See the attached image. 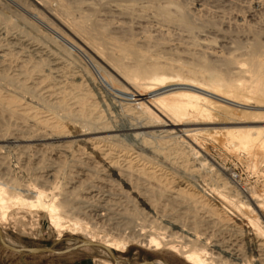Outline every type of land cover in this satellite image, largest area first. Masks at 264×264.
<instances>
[{"label":"bare ground","instance_id":"6f19581e","mask_svg":"<svg viewBox=\"0 0 264 264\" xmlns=\"http://www.w3.org/2000/svg\"><path fill=\"white\" fill-rule=\"evenodd\" d=\"M12 1L43 23L45 30L32 26L40 38H59L80 53L82 68L71 70L57 54L43 57L40 46L20 42L38 56L34 61L33 54L22 58L33 61L32 71L26 70L39 77L31 86L8 88L6 83V88L1 83L8 78L2 74L7 64H1L0 243L26 247L6 233L5 225L18 221L15 214L20 211L32 216L41 212L57 240L64 232L83 235L68 238L62 248L76 246L73 250L43 253L98 250L104 257L100 264H123L115 252H126L133 243L179 256L187 264H264V196L241 185L200 142L211 137L249 170L264 168V125L256 124L264 122V40L253 38L240 47L246 48V58L239 56L244 61L236 54L218 61L210 53L196 56L188 50L183 58L167 47L168 36L147 35L139 43L129 27L110 31V21L95 17L94 2L86 10L85 0ZM176 7V18L187 24L186 9ZM160 10L162 19L171 22L170 10ZM9 54L2 49L0 63ZM44 66L46 74L41 73ZM12 73L18 77L21 71ZM22 92L34 93L49 110L21 99ZM105 97L108 107L111 103L126 116L124 125L104 120L100 99ZM177 157H193L219 179L210 190L213 197L182 181ZM140 179L153 184H141ZM137 215L152 227L161 218L164 231L133 228L114 235L97 230L103 223L129 225ZM80 240L88 243L80 245ZM151 264L169 263L156 259Z\"/></svg>","mask_w":264,"mask_h":264},{"label":"rangeland","instance_id":"374dc122","mask_svg":"<svg viewBox=\"0 0 264 264\" xmlns=\"http://www.w3.org/2000/svg\"><path fill=\"white\" fill-rule=\"evenodd\" d=\"M6 1H9L10 3ZM93 2L96 6L93 4ZM0 3H1L0 4V17H1L0 18V49L1 50L8 49V51L12 54V55L9 54L5 59H2V62L0 63V68H2V65L4 66L6 64H7L6 66L10 67L9 69V67L4 66L3 67L4 72L3 71H2L3 73L0 72L4 76L8 77L5 83L4 81L1 83L3 87L7 86L6 83H10L7 86L8 88H11V86L15 84V86L12 87V88H15L19 83H24L26 86L29 83V86H31L32 85L31 83L37 82L39 73H37L36 71H33V73L29 71L30 69L32 71V65L30 63H32L34 59L36 60V57L38 56L35 55V53L31 51V49L27 50V48L26 49L23 48L24 45H22L21 43L26 44V43L31 42V44L33 45L40 46L43 52L45 51L44 52L45 55L43 54L44 55L43 57H46V55H50V54L51 55L57 54L58 56L62 57V60L66 66H68L69 68L71 67L70 68L71 70L75 69L74 71H77L82 68V55L80 53H77V51H75L74 49L70 47H69L70 49L67 48L68 45L60 41L59 38H54V39L50 38L51 40H49V38L48 39L42 38V37L40 38V36L37 35L36 33L38 32L37 29H40L42 27L41 29L45 30L44 25L43 23H40L41 21L38 18L36 17L33 18L32 15L26 9H24L23 6L19 5L18 3L12 0H1ZM84 3H83V8L85 6L84 9L86 10L88 8H92V6L94 5L93 7L96 8V11L98 10L97 11L98 13L96 12L95 17L99 21L101 22L110 21L109 22L110 29H111V25H112V28H114V29H111L110 31L115 30L114 32L118 33L120 31H123L125 28L129 27L132 30V34L136 36L135 39L139 41V43L143 42V39L147 35H151L152 37L154 36L153 38L155 39L162 38L163 36H164L163 38H166L168 36L169 37V38L167 37L168 41L167 42L165 41L167 47L168 48L170 47L171 49L173 48L172 51H177V50L180 51L183 58H185L186 55L189 53V52L186 53L188 50L194 55L196 54V56H198L199 53H203V51L208 54L210 53V55L212 54L210 56L211 59L218 60V61L221 60L223 56L230 57V54H233L231 55V57L235 56L236 54L238 57L240 56L241 58L245 59L246 55L244 56L243 53L246 52L245 51L246 48L242 49L240 47L243 46L244 48L245 47L244 44L246 45L249 42H252L253 38H261L262 40H264V34H263L264 33V0H224V1L223 0H199V1L198 0H85ZM176 3L184 6V8L186 9V13L188 17L187 24L189 23L192 26L191 29H188L186 22L178 21L179 19H177L178 13L176 12L177 11ZM159 8L160 9L167 8V11L170 10L169 15L171 16V22H167L162 19V15H161L162 13L160 12L161 10ZM6 17L7 19L9 18V21L11 20V23L8 21V23H10L11 26H9L8 23L6 22L7 20ZM33 23L35 27L36 26L37 27L39 26V27L38 28L36 27L37 29L36 28L33 29L34 27ZM22 32L23 33L25 32L26 34L23 35ZM145 32H148V33H145ZM1 33L5 39L1 36ZM27 36H29V38H27ZM42 42L44 45H42ZM239 42H241V44ZM5 43L8 45H6ZM50 49L56 53H54ZM65 50H67L68 53L65 52ZM72 50H74V52H71ZM184 51L186 54L184 53ZM23 53L25 55H23ZM31 54L34 55L33 61H31L32 60L31 59L30 63L29 62L25 63L23 61L24 58L22 57H27V56L29 57V55ZM66 56L67 57L70 56L71 58H67ZM13 57H16V58H13ZM27 58L24 60H27ZM14 59H17V60L15 61ZM244 59H241V60L244 61ZM46 67L47 66H44L42 68V70L46 69L45 71L41 72L42 74H46L45 72H48V68ZM5 68H6V72H5ZM17 68H19V70L21 71L22 76L20 74V76L17 77L16 75H14V73H12ZM26 69L27 70L29 69V71H27ZM23 71L25 74L23 73ZM10 74L11 76H8ZM17 79L18 80L21 79V80L17 81ZM6 88H4V90ZM18 96L19 97L21 96V99L34 104L35 106L34 105L33 106L36 107L38 110H43V111L49 110V109L47 110V105L45 104V102H43V100L40 101L39 98L36 95H34V93H31L30 95V93L22 92L21 95L19 94ZM28 97L29 98L32 97V98L29 99ZM100 101H101L100 109L102 111L105 110L104 111L105 121L115 123L117 127H119L122 124L124 125L126 123L125 121L127 120L126 116H124L123 114L120 115L121 113L118 108H116L111 103L109 107H108V104H105V103L110 102L109 97L102 98L100 99ZM41 105L44 107H42ZM110 113L112 115H110ZM115 113L116 114L118 113V114L116 115ZM113 117L115 118L113 119ZM65 123L67 124L69 122L65 120ZM256 124L264 125V122H260ZM200 142L204 144V148L212 156L215 162L216 163L218 162V164H220L221 166L223 165V168L229 174H232V176H234V178H236L241 185L252 187L258 195H261L262 197L264 196V168L263 167L258 172H253L252 170H249L247 166L245 165V163L242 160H240L238 156L227 151L225 148L217 144L216 141H214L211 137L204 136L203 138L200 139ZM165 152H168V150L166 149ZM172 157H174V154H171L169 158H172ZM44 160H43V164L47 162L46 158H44ZM184 160H187V161H184ZM193 160H194L193 157H189L187 159H184V158L182 159V157L175 158L174 162H176V165L178 163L177 165L178 168L176 169V171L178 172L179 176L182 177L183 182H186V183L189 182L192 186H195L198 190H201V193L203 192L206 197L208 198L213 197L214 194L213 195L210 194V190L212 189V187L214 188L217 186V184L220 182L219 179L215 175H212L211 172L207 170V168L199 167L198 160H194V161ZM193 163L196 166L193 165ZM168 167L169 166H166V168ZM139 182L141 184H146L148 181L147 180L145 181L144 179H140ZM150 182L148 183L153 184V181H150ZM208 194L211 196H209ZM31 216L32 215L26 212L20 211L19 213L15 214V217L17 218L18 221L16 222L10 221L9 223L5 225L6 233L9 236H11L15 241H17L18 243L26 247H35V246H46V247L52 246L53 247L54 246L57 249H62L63 247H65L68 238L70 237H74V238L78 237L79 239L83 238L82 237L83 235H80V234L70 235V233L64 232L63 238H61L60 240H57V234L51 228L50 221L46 215L39 212L33 215L32 217ZM135 219H133L129 225L120 223L121 225H118L116 227L114 226V228L112 227L113 225H110L107 223L98 224L96 226H98L97 230L98 229L103 230V233H101L102 231L100 232L101 234H104L106 232L108 233L112 232V234L114 235H117L115 234L116 232H120V233L127 232L133 228L137 230L143 229L145 231V230H149V228L152 227V225L149 224V221L147 220L145 221V219L141 215H137V218ZM137 221H139V223H137ZM19 222L24 223V225L21 223V225H23L22 227H24L23 229L20 226ZM158 222H161V218H157V222L153 225V227L155 228L156 231L163 232L164 230L159 228L160 223ZM144 226H145V229H144ZM101 227L102 229H100ZM115 253H116L117 258L122 260L123 264H139V262H142V261H153L156 259H161L163 261L168 262L169 264H187L179 256L167 254L165 251L160 254L158 252L147 250V248L138 246L137 244H133V243H130V246L126 252H123V253L115 252ZM28 254H34V253H28ZM85 255L87 256V254ZM87 257H89L88 259L89 262L88 260H86V258H81L80 260L84 261L85 262L84 264H100V261H101L100 259L104 258L101 256V253H99L98 250L95 251V253H93L91 256H87Z\"/></svg>","mask_w":264,"mask_h":264},{"label":"crops","instance_id":"0c3cea01","mask_svg":"<svg viewBox=\"0 0 264 264\" xmlns=\"http://www.w3.org/2000/svg\"><path fill=\"white\" fill-rule=\"evenodd\" d=\"M77 251L61 254L62 256L50 253L22 254L9 250L0 243V264H84L85 262L80 259L88 260L87 256L92 255L89 252Z\"/></svg>","mask_w":264,"mask_h":264},{"label":"water","instance_id":"95a60500","mask_svg":"<svg viewBox=\"0 0 264 264\" xmlns=\"http://www.w3.org/2000/svg\"><path fill=\"white\" fill-rule=\"evenodd\" d=\"M80 245H82V243H88V242H84L82 240H80ZM3 242V240H2ZM5 245V247H7L8 249L10 250H13V251H17V252H21V253H42V252H65L67 250H73L76 248V246H73L72 248H69V249H60V250H55L52 246H35V247H24V248H17V247H13V246H10V245H7L5 243H3ZM79 246V245H77ZM110 252V251H109ZM110 254L112 255L113 259L115 260V257L114 255L110 252ZM139 264H151V261H142V262H139Z\"/></svg>","mask_w":264,"mask_h":264}]
</instances>
